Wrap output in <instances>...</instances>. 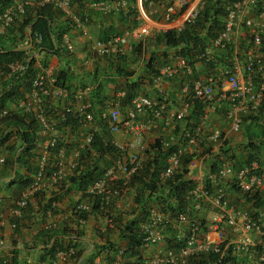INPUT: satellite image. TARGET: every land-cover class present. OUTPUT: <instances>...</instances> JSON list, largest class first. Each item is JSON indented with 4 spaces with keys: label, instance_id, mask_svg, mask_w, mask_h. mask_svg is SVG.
<instances>
[{
    "label": "built area",
    "instance_id": "2783aa9c",
    "mask_svg": "<svg viewBox=\"0 0 264 264\" xmlns=\"http://www.w3.org/2000/svg\"><path fill=\"white\" fill-rule=\"evenodd\" d=\"M164 0H145L150 5L151 13H156L154 5L161 4ZM175 1V2H174ZM202 0H173L163 6L162 18L170 24L171 28L181 30L184 24L193 22ZM52 4L64 15L70 14V0H22L14 3L7 11L0 14V36L5 33L14 17L23 13L24 9L31 5L42 6ZM92 6L104 13H120L124 10L137 12L138 6L134 0H112L107 2L97 0ZM140 18L139 16L136 17ZM77 25L84 35L88 34L84 24L77 19ZM151 24L144 22L133 28H126L120 34L104 40L93 41L91 50L99 56H116L122 53L124 45L129 41H139L149 35ZM264 36V0H238L228 8L222 29L213 37L208 38L204 49L197 54V59L190 62L184 55L175 54L166 61L154 77V87L157 96L149 94H134L128 105L124 108L118 102H107L98 113L91 109L87 98L88 89L83 88L78 92L68 91L55 86V78L47 81L45 72L38 70L31 79L29 92L18 101L17 107L21 114L30 116L37 127L47 133V138L39 144L36 154V170L31 182L24 188L21 196L9 207L10 222L12 228L17 223L15 219L21 216L28 206L30 199L48 184L61 182L80 161L84 151L92 149L97 132V121H105L111 134L119 132L128 133L131 138L126 142L115 140L114 146L118 149V155L112 164L106 168L102 175L89 183L85 193L90 197L89 201L76 203L71 211L90 212L93 207V199H99V208L104 209L109 215L107 218L112 223L113 217L109 207L115 197L121 193V186L130 181L142 168L147 151H152L144 141V134L150 130L162 129L169 131L175 127V121L185 120L193 109L194 100H204L211 103L215 97V85L218 77L211 72L204 77H195L190 81H182L181 75L189 73L195 64H201L207 68H215L216 50L230 49L232 65H222L218 75L227 84L225 99L228 106L225 119L233 131H238L242 124L241 113L249 99L259 105L264 97V58L262 55ZM40 37L37 35L36 41ZM65 47L71 51L73 45L68 39L64 40ZM36 53V52H35ZM38 53V52H37ZM213 63L215 66H210ZM11 71L23 70L21 62L9 65ZM241 68L245 76H239L236 72ZM212 71V70H211ZM258 78L254 79L253 74ZM179 80L181 83L180 98L181 107L178 110L168 108V93L164 87L166 82ZM118 98L125 96V91L120 90L116 94ZM52 100H69L61 111L51 106ZM72 101H77L76 106ZM49 105V109H47ZM213 105V104H211ZM210 105V106H211ZM54 109L55 113H50ZM211 109V107H210ZM60 112V113H57ZM7 110L0 112V118L7 115ZM54 114L58 120L55 121ZM208 112L200 115L202 121L208 119ZM145 117L141 121L140 117ZM72 117L75 120L74 134L80 138V144L73 151L72 159L66 163L65 144L59 145L58 131L61 121ZM67 129V128H66ZM221 144L225 141L224 134L214 130L208 140ZM207 136H201L200 129L184 130L180 135H168L160 139V151L164 155V165L159 171V178L164 180L177 174L185 175L187 170L183 163L196 166L205 159L197 156L199 149L207 146ZM158 152L157 147L154 148ZM188 158L187 161L184 159ZM5 158L0 156V164ZM68 169V170H67ZM183 193L188 202L190 212L200 211L204 202H207L212 212L207 218L196 219L187 212L176 213L150 211L147 220L141 225L142 248L165 244L163 249H158L147 259L146 264H189V261L200 255L215 254L216 261L211 264H241L240 260H246V264H264V215L253 217L249 209L233 206L228 201L223 188L213 190L212 184L218 180L233 184L240 193L264 191V172L259 171V161L253 159L248 164L235 167L233 160L216 159L206 172L205 182L195 184ZM195 180V179H194ZM209 181V185L206 184ZM4 198L0 196V204ZM53 206L56 203L52 204ZM82 221V220H80ZM6 219L0 215V229ZM175 232L173 236H166L167 231ZM125 248L118 251V261ZM23 264H57L55 259L44 261L27 260ZM91 264H102L94 262Z\"/></svg>",
    "mask_w": 264,
    "mask_h": 264
},
{
    "label": "crops",
    "instance_id": "0c3cea01",
    "mask_svg": "<svg viewBox=\"0 0 264 264\" xmlns=\"http://www.w3.org/2000/svg\"><path fill=\"white\" fill-rule=\"evenodd\" d=\"M22 0H13V4L20 2ZM107 2H112V0H104ZM173 0H164L163 2H172ZM196 0H194L195 2ZM175 2V1H174ZM45 5V4H44ZM52 5V4H51ZM137 6L139 10V15L141 19L147 23H150V33L145 36L141 41H129L124 45V50L122 54L131 55L132 43L139 42L141 44V54L133 56L132 61L128 60L126 66L132 71L131 76L126 79L123 76H118L116 73L117 61H115V56H99L95 55L91 46L93 41L96 39H101L105 36H111L121 33L125 28L126 19H123L119 13L111 12L104 13L102 11L96 10L90 0H84L83 8H80L78 4L71 3L70 14L63 15L61 18H56L52 21V27L55 32L61 29L65 30L62 36V40L59 44L58 54H44L35 53V67L39 70L45 72L47 81L55 78L59 71H68L70 78L69 83L73 86L72 91L78 92L83 88L88 89V98L91 92L96 88L97 83L103 79H109L110 82L106 84L103 91L105 96V103L112 100L116 95V90L118 86L123 87L126 82H139L141 85L139 93H146L149 95H157L154 89L153 79L151 84H147L148 79L145 78L146 72L143 60H146L149 56L155 54L163 59L164 53L168 61L175 55L174 49L167 48L163 42L156 41L154 38L155 33L165 31L170 27L162 18L163 5H154L156 13H151V8L142 3V1L137 0ZM30 11L33 7L37 5L28 6ZM54 7V5H53ZM9 7L6 8L5 12ZM56 8V7H55ZM57 9V8H56ZM4 12V13H5ZM81 16L87 17L86 23H84V28L87 29L88 34L84 35L81 29L77 25V19ZM19 18H23L19 16ZM10 29L12 25L8 26ZM5 30V36L0 38V46H9L13 41L19 43L20 32L14 31L15 27H12L10 32L8 28ZM29 32V31H28ZM68 39L73 45L71 51L67 50L64 45V40ZM264 39V38H262ZM223 50H216V61L218 62L226 61V63L231 64V54L223 55L221 54ZM262 55L264 58V49H262ZM166 62V60H165ZM215 68H207L201 64H195L194 68L187 74L181 75L180 79L182 81H190L195 77H204L208 73H215L218 80L215 85V99L211 103L204 100H194L193 109H191L190 115L187 120L175 121V127L169 131H164L162 129H156L148 131L144 134L145 142L151 145L150 148H155L154 144L161 138L172 135H180L184 130L200 129L201 136L205 138L207 136V146L199 149L197 156H201L199 159H203L201 163L196 166H190L189 164L183 163L184 171L187 170L186 174H181L182 178L189 180L193 179L195 184L200 182H205V175L211 164L215 162L216 159H229L233 160L235 167L244 164L251 158L249 142H253L261 146L262 152L259 153L260 165L264 167V107L260 110V103L256 105L252 100H248L245 103V107L241 115H243L244 120L238 131H233L230 129L229 124L225 119V112L228 106V101L225 97V90L227 84L225 81L219 77L218 72L221 65ZM45 64V66H44ZM212 70V71H211ZM239 76H245L244 71L239 68L236 70ZM257 73L253 74V78L257 77ZM147 78H149L147 76ZM141 83V84H140ZM165 89L168 93V108L170 110H178L181 107L180 98V88L181 83L179 80L166 82L164 84ZM264 101V97H263ZM69 100H52L51 106L58 111L69 104ZM18 103V102H17ZM15 101H7L6 108L9 113H22L17 107ZM73 105L78 104L77 101H72ZM213 104V105H211ZM211 105V106H210ZM260 106V107H259ZM211 107V109H210ZM98 107L95 106V111L98 112ZM124 107H122V113H124ZM57 113H60L58 112ZM207 111L208 119L203 122L200 115ZM50 113H55L50 112ZM57 118V116H56ZM254 118V120H250ZM255 118L257 120H255ZM141 121H145V117H140ZM55 121L58 120L54 119ZM67 128V129H66ZM14 129V128H13ZM102 130H105L102 127ZM101 130V132H102ZM219 130L225 136V141L221 144L219 140L212 141L208 140V136L214 131ZM71 126L63 127L58 131V138L61 139L59 142H63L65 146V157L64 160L68 163L72 159L73 151L80 144V138L72 132ZM35 133V147H34V159L32 164H36V154L38 151L39 144L47 138V133L40 130L37 126L34 130ZM12 135L5 141L3 145H0V156H3L5 160L11 155V150L9 147L12 145L18 146L19 140L17 139V134L15 131L11 133ZM119 141H128L131 136L128 133L120 132L114 136ZM8 145V146H7ZM96 151L92 150L89 153L91 156L95 154ZM158 153V152H157ZM147 156L152 158L154 153H147ZM89 156L87 158H81L77 164L81 163L80 166L91 165L93 157ZM105 157V155H104ZM158 159L160 158L157 155ZM148 157L145 160L148 161ZM96 164L99 167H103L105 163L100 159H96ZM112 160L109 164H111ZM161 162V161H160ZM162 166L164 162H161ZM143 166V168H144ZM36 167V165H35ZM3 163L0 164V171L3 170ZM142 168V169H143ZM141 169V170H142ZM36 170V169H35ZM68 170V169H67ZM140 170V171H141ZM21 174H26V170L22 167L19 169ZM65 178L58 183L52 185L48 184L42 190L38 191L29 201L28 206L24 209L20 217L15 219L17 225L12 228L10 222L14 218L10 216L9 207L10 205L21 196L24 190L20 186V180L11 182V178H8L12 172L10 169L7 173L0 177V196L4 198V203L0 204V215H3L6 219L4 226L0 229V264H11V258L13 256V251L16 250L15 257L17 264H23L27 260L33 261H44L48 258L42 259V254H44L42 248L46 242L45 237H38L37 235L41 231L51 230V229H68L72 230L71 236L66 237H56L57 242H60L63 249L57 251L55 259L57 264H91L94 262H100L102 264H115L118 260V250L126 247V238L123 237L125 232L126 223L137 220V229L139 234L142 236L141 225L143 221L147 220L150 211L168 212L169 210L162 209L154 198H148L144 207L137 205L134 201V197L139 187L138 183L133 185L117 183L121 186V193L119 196L115 197L111 205L112 211L111 216L113 218L112 223L109 222L107 218V212L104 209H95L88 215L85 221H80L76 219L72 214V207L78 202L89 201L90 197L87 196L85 191H80L76 189L72 183H70L67 178L68 175L72 174L73 170L67 171ZM143 173L142 171L140 174ZM14 176V173H12ZM35 172L31 174L33 177ZM9 179V180H8ZM195 179V180H194ZM218 187L223 188L226 197L231 205L233 206H246L254 214L257 213L259 217L264 215V205L257 206L255 203L247 202L245 200L244 194L235 190L233 186L225 181L218 180L212 184V189L216 190ZM260 203H264L263 196L258 193ZM56 203L55 206L52 204ZM212 212L211 206L204 202L203 208L200 211L191 212L190 216L196 219L207 218ZM262 218V217H261ZM75 233H80V239H74ZM175 232L168 230L166 236H173ZM54 238L51 240V242ZM69 240H74L75 247L66 248L69 245ZM93 243V247L92 246ZM27 248H24V247ZM28 246H34L35 249H28ZM164 243L158 246H149L148 248L139 247V255L135 257L123 258L118 261V264H131V262H142L146 264L147 259L153 255L158 249H163ZM82 250L83 253L80 255L79 259L76 261L74 257V252ZM92 253H94L93 259H91ZM3 261V262H2ZM243 263H245L243 259Z\"/></svg>",
    "mask_w": 264,
    "mask_h": 264
},
{
    "label": "trees",
    "instance_id": "16d2710c",
    "mask_svg": "<svg viewBox=\"0 0 264 264\" xmlns=\"http://www.w3.org/2000/svg\"><path fill=\"white\" fill-rule=\"evenodd\" d=\"M70 1L71 3L78 4L80 8H83L84 0ZM95 1L97 0H90V3ZM234 1L238 0H202L198 13L193 22H186L181 30H176V28H168L165 31L155 33L154 38L156 41L163 42L167 48L174 49L176 54L184 55L190 62H194L197 59V54L204 49L208 38L213 37L222 29L227 8ZM143 4L146 6L144 1ZM12 5L13 0H0V14H3L6 8L11 7ZM119 14L123 19H126L125 28H133L138 24V19L136 18L138 12L133 10H124ZM19 16H22L23 18H19ZM61 17H63V15L60 10L56 9L51 4L33 7L31 11L29 7H26L23 13H18L14 17L11 25L12 27L14 26L15 29L12 30V27L11 29L8 27V31L10 32V30H12L13 33L14 31L20 32V40H22V42L15 44V42L18 41H13L14 43H11L9 46H0V112L7 110L5 109L7 101H15L17 103L29 92L31 79L38 71V69L35 67V57H33L34 52L55 55L58 54L59 44L62 40L65 30L61 29L60 31L55 32L52 27V21ZM87 19L88 18L84 16L80 17V21L83 24L86 23ZM29 30L30 33L28 32ZM5 35V33L2 34L0 38ZM29 35L33 41L32 46L28 49L15 50L14 48L28 43ZM37 35L40 37L39 42L36 41ZM111 36H105L99 40H104ZM131 46L132 52L130 56L127 54H118L115 56V61L118 62L116 66V73L118 76H123L126 79H128L127 77L131 76L132 74V71L129 70L128 66H126L127 61H132L133 56L141 54V44L139 42H133ZM262 48L264 49V39ZM221 54L226 56L227 54H231L230 49L221 51ZM165 57H167L165 53L163 59L158 55L153 54L146 60H143L146 72L145 78L148 79L147 84H151L153 82L152 79L157 76L160 67L165 64V60L167 61ZM16 62H22L24 64V69L11 71L9 65ZM216 62L218 65V58ZM219 64L221 66L232 65V63L229 64L226 63V61H221ZM210 66L212 67L215 65L211 63ZM147 76L149 78H147ZM69 78L70 75L68 71H59L55 77V86L72 91L73 86L69 83ZM257 78L258 75L256 79ZM108 82H110L109 79H103L102 81L98 82L96 88H94V90L89 95V102L92 107L91 109L95 110V106H97L98 109H101L105 106V96H103V91ZM140 87L141 85H139L138 81L126 82L125 85L121 87L125 90V96L122 98L114 97V100L121 106L125 107L128 105L130 98L139 92ZM259 103L261 110L264 107L263 99ZM47 109H49V105H47ZM50 111L54 112V109H50ZM7 113V115L0 118V145L5 143V141L12 135L11 133L13 131L16 132L17 139L20 143L18 146L12 145L9 147L7 145L9 151L11 150L12 153L3 163L4 168L0 171V177L5 175L7 170L10 169L11 172L14 173V176L12 173L10 175L6 174V176H9L8 178H11L10 183L20 180L19 187L23 189L31 182V174H33L36 169L35 165L32 164V161L35 156L33 153L36 143L34 130L37 125L30 116H26L21 113L11 114L8 112V110ZM56 116L57 115L54 114V118H56ZM250 120H254V118H250ZM255 120L257 119L255 118ZM67 126H71V128L75 127V120L72 117H68L67 120L61 121L58 127L61 129ZM107 136L108 133L106 130H102V132L96 134L92 144L93 150H95L96 153L91 156L89 154L91 151L86 150L81 156L83 159L85 156L87 158L91 156L93 157L94 161H92L91 165L85 164L84 168L83 164L82 166H80L81 163L77 164L73 169L72 174L68 175L67 178L76 189L82 192L85 191L87 185L100 177L104 169L110 165V161L115 159V157L118 155V149L111 142V138ZM60 144H63V142H59V145ZM154 146L157 147L158 153L155 152L153 158L151 160L148 159L150 163H146V166H144V168L141 170L143 173L140 174V171L129 181V185H133L135 183L139 184L134 197L135 203L137 205H141L143 208L146 200L153 197L158 205L164 210H169L171 213L180 211L190 214L191 212L188 210V202L185 200L183 193L186 189L192 186V181L183 179L181 174H177L164 180L160 179L159 171L163 167L161 162H164V155L160 151L159 141H157ZM248 146L250 147L249 151L251 152V157L262 152L261 146L258 144L249 142ZM157 155H159V159ZM96 159H101L105 165L103 167H99L96 164ZM184 160L187 161L188 158H185ZM238 166H240V163ZM21 167L26 170L27 173L25 175L20 173L19 169ZM262 169L263 167L260 165V170ZM206 184L209 185V181H206ZM232 186L238 191L234 185ZM244 196L247 202H251L253 204L255 203L258 207L261 206L262 202L260 203L258 193L253 195L246 193ZM95 209H100L99 199L97 198L93 199V207L90 212ZM109 211H112L111 206L109 207ZM90 212L71 211V214L76 219L85 221ZM106 214L109 215V213ZM113 218L115 219V217ZM136 222L137 220H132L125 225L126 233L123 235V237L126 238L128 236V240L126 242V247L122 258L124 255L125 258H132L139 255V247L142 245V236L138 232ZM71 233L72 230L65 228L41 231L37 236L46 238V242L44 243L45 245L42 248L44 252V254H42V259L55 258L57 251L63 249L62 244L57 242L56 237L71 236ZM74 236V239L81 238L80 233H75ZM53 238L54 240L51 242ZM72 242H74V240H69V245L66 247L67 249L70 247H75V243ZM24 248L27 247L25 246ZM28 249H35V247L28 246ZM15 253L16 250L13 251L11 264H17ZM82 253V250L74 252L76 261L79 259ZM93 256L94 253H92L91 259H93ZM216 259L217 256L213 253L205 254L191 259L189 264H211L216 261ZM131 264L143 263L134 261L131 262Z\"/></svg>",
    "mask_w": 264,
    "mask_h": 264
},
{
    "label": "clouds",
    "instance_id": "9594fccd",
    "mask_svg": "<svg viewBox=\"0 0 264 264\" xmlns=\"http://www.w3.org/2000/svg\"><path fill=\"white\" fill-rule=\"evenodd\" d=\"M136 1V3H137V0H135ZM140 1H142V3H143V1H144V3L146 4V5H148L146 2H145V0H140ZM173 2V1H172ZM167 3H169V2H162L161 4H157V5H165V4H167ZM148 6H150V5H148ZM137 12H138V15L137 16H139L140 17V15H139V10L137 9ZM143 21L142 19H141V17L140 18H138V24H139V22L140 21ZM145 22V21H144ZM137 24V25H138ZM136 25V26H137ZM169 28H171V27H169ZM124 29H126V28H124ZM123 29V30H124ZM168 29V28H167ZM122 30V31H123ZM121 31V32H122ZM120 34V33H119ZM117 35V34H116ZM114 36V35H113ZM68 50V49H67ZM37 53V52H36ZM123 53V52H122ZM120 54V53H119ZM117 56V55H116ZM168 61V60H167ZM192 63V62H191ZM159 73V72H158ZM158 75V74H157ZM156 77V76H155ZM153 80H154V78H153ZM153 84H154V82H153ZM154 89L156 90V88L154 87ZM120 90H124V89H122V88H117V90H116V94L118 93V91H120ZM125 91V90H124ZM139 93V92H138ZM143 94H146V93H143ZM88 95V94H87ZM153 96V95H152ZM157 96V95H156ZM155 95H154V97H156ZM115 97H117L116 95H115ZM87 98H88V96H87ZM214 99H215V97H214ZM214 99H213V101H214ZM88 100H89V98H88ZM111 102H116L115 100H114V98H112V100H110ZM109 102V101H108ZM107 103V102H106ZM106 103H105V105H106ZM105 107V106H104ZM121 107H123V106H121ZM126 107V106H125ZM124 107V108H125ZM103 108V107H102ZM100 110V109H99ZM98 110V111H99ZM95 113H98V112H96L95 110H93ZM123 115H124V113H123ZM242 116V120H243V115H241ZM185 120H187V118L185 119ZM99 124H102V126H100ZM242 124H243V121H242ZM241 124V125H242ZM102 127H104V129L107 131V133H108V135H110L109 137L110 138H112V137H114L116 134H111V133H109V131H108V129H107V123L105 122V121H100V122H98L97 123V132H96V134H98V133H100L101 132V130H102ZM241 127V126H240ZM151 131V130H150ZM120 133V132H119ZM112 136V137H111ZM95 137H96V135H95ZM95 139V138H94ZM144 139V138H143ZM162 139V138H161ZM115 140H117L116 138H114V139H111V142L113 143ZM117 141H119V140H117ZM144 141H145V139H144ZM94 142V141H93ZM121 142H125V141H121ZM146 144H148L147 142H145ZM159 143H160V140H159ZM93 144V143H92ZM114 145V144H113ZM150 147H151V145L150 144H148ZM156 147V146H155ZM93 150V147H92V149L90 150V151H92ZM151 150L152 151H147V153H155V151H153L154 150V148H151ZM85 152V151H84ZM147 155L145 156V160L147 159ZM153 158V157H152ZM151 158V159H152ZM253 159H257L258 161H259V171H260V159H259V154H257V155H254V156H252L248 161H246V162H244L245 164H248L250 161H252ZM114 160V159H113ZM112 160V161H113ZM145 160H144V162H145ZM143 162V166L145 165V163ZM111 164H112V162H111ZM110 164V165H111ZM109 165V166H110ZM109 166H107L106 168H108ZM238 167H240V166H238ZM105 168V169H106ZM104 169V170H105ZM140 172V171H139ZM138 172V173H139ZM137 173V174H138ZM136 174V175H137ZM135 176V175H134ZM126 184H129V181H128V183H126ZM231 185H233V184H231ZM255 193H261V192H250V195H253V194H255ZM242 194H246V193H242ZM242 207H244V208H247L246 206H242ZM247 209H249V208H247ZM250 211V210H249ZM252 212V211H251ZM252 214H253V217H259V215H257V214H254L253 212H252ZM142 247V246H141ZM245 261V263H243V259L242 260H240V262H241V264H246V260H244ZM256 264H258V263H256Z\"/></svg>",
    "mask_w": 264,
    "mask_h": 264
},
{
    "label": "water",
    "instance_id": "95a60500",
    "mask_svg": "<svg viewBox=\"0 0 264 264\" xmlns=\"http://www.w3.org/2000/svg\"><path fill=\"white\" fill-rule=\"evenodd\" d=\"M29 33H30V30H29ZM32 43H33L32 38H31V36L29 35V41H28L27 44L22 45V46H18V47L14 48V49H15V50H19V49H28V48H30V47L32 46ZM91 247H93V243H92V246H91Z\"/></svg>",
    "mask_w": 264,
    "mask_h": 264
},
{
    "label": "rangeland",
    "instance_id": "374dc122",
    "mask_svg": "<svg viewBox=\"0 0 264 264\" xmlns=\"http://www.w3.org/2000/svg\"><path fill=\"white\" fill-rule=\"evenodd\" d=\"M140 21V20H139ZM142 23H144V21H140L139 22V24H142ZM118 88H121L120 87V85L118 86ZM97 122H100V121H97ZM97 124V123H96ZM100 126H102V124H99ZM110 135H108L107 137H109ZM112 137V136H111ZM115 137H112L111 139H114ZM147 142V141H146ZM148 158L151 160V158H150V156H148ZM260 171H262V172H264V167H263V169L262 170H260ZM263 197H264V191H262L261 193H260ZM263 201H264V198H263ZM262 205H264V203H262L261 204V206Z\"/></svg>",
    "mask_w": 264,
    "mask_h": 264
}]
</instances>
